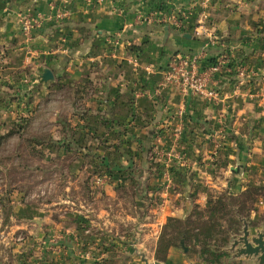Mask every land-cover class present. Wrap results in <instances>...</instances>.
Masks as SVG:
<instances>
[{
	"label": "crops",
	"instance_id": "obj_1",
	"mask_svg": "<svg viewBox=\"0 0 264 264\" xmlns=\"http://www.w3.org/2000/svg\"><path fill=\"white\" fill-rule=\"evenodd\" d=\"M209 2L0 0V114L14 110L9 113L18 117L56 87L76 86L85 94L92 84L93 98L87 104L93 116L87 122L93 121L96 140L132 144L118 147L124 157L143 159V144L160 153L156 166L145 160L142 182H134L135 190L143 192L138 205L148 209L141 218L117 216L99 201L89 212L97 230L91 234L89 229L81 230L95 241L82 242L76 236L72 241V230L69 236L62 233L66 242L55 249L48 241L53 222L46 220L39 234L46 262L32 264H142L135 253L150 254L155 262L158 240L169 218L184 220L194 208L206 209L225 192L264 190V35L258 34L263 26L256 23L264 14L255 12L257 0H212L207 8L199 6ZM181 11L188 13L191 24L203 22L204 17L218 42L210 45L191 32L146 21L153 14L163 18ZM27 12H34L38 22L30 37L22 34L19 23ZM63 13L69 16L61 18ZM165 27L169 28L166 40ZM199 54L204 56L201 72L220 57L229 58L209 85L217 90L218 101L185 96L175 88L158 93L161 76L130 63L137 58L143 67L153 65L162 72L176 57ZM239 68L245 72L243 79ZM45 69L53 72L55 81L39 85ZM16 95H27L28 102L18 103ZM119 128L126 133H119ZM145 159L155 158L150 153ZM122 173L110 168V175L104 177L109 182L95 184L103 188L106 201L133 185L121 178ZM125 174L133 176L134 170L127 169ZM260 204L264 206V200ZM257 217L254 210L251 221L255 224L263 221ZM122 225L143 230L129 236L120 233ZM252 229L264 230V225ZM176 251L170 249L164 264H172Z\"/></svg>",
	"mask_w": 264,
	"mask_h": 264
},
{
	"label": "rangeland",
	"instance_id": "obj_2",
	"mask_svg": "<svg viewBox=\"0 0 264 264\" xmlns=\"http://www.w3.org/2000/svg\"><path fill=\"white\" fill-rule=\"evenodd\" d=\"M211 1L199 6L203 9L207 8ZM256 3L258 10L255 12L264 14V0H257ZM187 14L181 11L180 14L163 18L153 14L150 15L153 20L148 18L146 21L191 32L200 39H206L207 44L215 45L218 38L210 34L204 17H202L203 22L191 24L188 23ZM256 23L259 27L263 26L258 34L264 35V18ZM93 88L91 84L87 88L88 93L86 91L85 94H81L76 86L56 87L48 96L38 98L33 108L21 116H12L9 112L14 110L0 114V264L46 262L45 252L41 254L40 251L42 242L39 239L46 220L49 223V220L53 222L50 223L52 232L48 241L55 249L60 247L61 242H66V238L65 241L62 239V233L69 236L72 230L74 231V234L70 235L72 241L74 236L82 242L95 241L94 236L88 238L98 228L91 222L92 217L89 212L100 205L99 201L103 206H110L109 209L120 217L136 215L141 218L148 210L138 205L143 192L140 189L135 190L134 182L136 184L142 182L140 171L145 160L151 166H156L158 163L156 158L160 153L156 147L151 150L150 145L143 144L142 150L146 152L143 159L122 155L119 160L117 158L119 154H115L116 148L123 145L130 147L132 144L127 142L118 144L113 141L114 139H110L109 143L96 140L97 129L93 127V121L89 123L86 118L85 120L79 118L81 112H84L83 115L88 116L87 118L93 116L91 105L87 104L89 99L93 98L91 93ZM15 100L21 101L22 104L28 102L27 95H16ZM80 129L85 136L81 134ZM118 132L126 133L123 128H119ZM72 133H75V136ZM66 145L71 147L65 151L62 147ZM150 153L155 159L149 161L145 158ZM118 167H121L124 173L121 178H126L129 184L133 182V185L121 188L113 201H106L107 196L103 193V188L96 187L95 184L109 182L104 177L110 175V168L120 170ZM127 169H133L134 175H126ZM253 188L257 190V202L254 206V210L259 215L257 220L264 221V206L260 204L264 200V190ZM263 221L257 224L249 223L250 228L263 226ZM133 226L122 225L120 233L132 236L143 230ZM88 229L90 234H81V230L84 232ZM241 232L232 236L229 244L223 249L227 254L223 264H255L253 261L238 259L236 251L233 253L229 251L236 236ZM188 248L189 252L186 254L181 248H175L177 254L171 259V263L204 264L191 251L192 249ZM135 255L141 261L138 253ZM144 255L149 263H152L150 254Z\"/></svg>",
	"mask_w": 264,
	"mask_h": 264
},
{
	"label": "trees",
	"instance_id": "obj_3",
	"mask_svg": "<svg viewBox=\"0 0 264 264\" xmlns=\"http://www.w3.org/2000/svg\"><path fill=\"white\" fill-rule=\"evenodd\" d=\"M83 113L79 116L80 120L88 117ZM72 135L75 136V133ZM70 147L66 145L62 148L66 151ZM117 153L119 159L122 154L118 147L115 154ZM256 194L257 190L253 187L239 195L225 192L215 201H210L206 209L197 206L184 220L169 218L162 228L155 260L167 263L170 249L181 248V242L184 241L204 264H223V259L227 258L223 249L232 236L242 231L243 220L252 224L251 214L257 202ZM248 202L251 205L248 206Z\"/></svg>",
	"mask_w": 264,
	"mask_h": 264
},
{
	"label": "built area",
	"instance_id": "obj_4",
	"mask_svg": "<svg viewBox=\"0 0 264 264\" xmlns=\"http://www.w3.org/2000/svg\"><path fill=\"white\" fill-rule=\"evenodd\" d=\"M209 1V0H206ZM61 18H67L68 13L59 15ZM34 12H27L20 17V30L26 37H30L37 27V20ZM152 20V19H151ZM178 27V24L174 22ZM204 56L199 54L193 58L176 57L166 71L159 72L153 65L142 66L137 58H132L130 63L136 68L143 69L148 74L153 76H161L158 82L156 91L160 93L162 90L175 88L182 92L183 95L195 94L205 99L218 101L220 99L217 90L210 88L213 76L222 71V67L229 60L228 57H220L218 61L207 71H200V60ZM239 77H245V72L242 69H237Z\"/></svg>",
	"mask_w": 264,
	"mask_h": 264
},
{
	"label": "water",
	"instance_id": "obj_5",
	"mask_svg": "<svg viewBox=\"0 0 264 264\" xmlns=\"http://www.w3.org/2000/svg\"><path fill=\"white\" fill-rule=\"evenodd\" d=\"M165 37L169 34V28H164ZM190 38V36H186ZM55 81L54 74L51 70L45 69L42 74H40L37 82L39 85H47ZM181 249L186 254L189 252V248L185 246V242H181ZM230 252L236 251V258L245 259V261H253L255 264H264V230H253L250 228L249 223L246 220H243V229L240 235L236 236V239L231 244L229 249ZM141 257L143 264H164L158 261L149 263L145 258L143 253H138Z\"/></svg>",
	"mask_w": 264,
	"mask_h": 264
}]
</instances>
